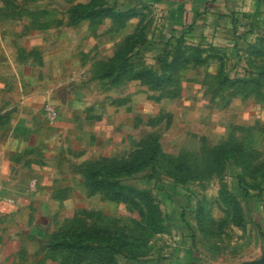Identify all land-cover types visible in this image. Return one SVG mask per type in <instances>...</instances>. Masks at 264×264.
Instances as JSON below:
<instances>
[{
	"label": "rangeland",
	"instance_id": "obj_1",
	"mask_svg": "<svg viewBox=\"0 0 264 264\" xmlns=\"http://www.w3.org/2000/svg\"><path fill=\"white\" fill-rule=\"evenodd\" d=\"M260 1L211 31L173 28L158 0H0V44L14 49L40 34L64 45L80 98L65 131L59 109L49 104L57 111L49 120L43 105L52 163L40 181L27 180L18 212L0 215V264H249L264 254ZM83 6L111 15L74 23L73 8ZM112 58H126L130 71L103 76ZM141 69L169 81L134 78ZM149 140L160 150L153 162L142 157ZM119 162L128 164L118 177L128 199L86 179L87 167ZM76 229L117 251L78 258L46 246Z\"/></svg>",
	"mask_w": 264,
	"mask_h": 264
},
{
	"label": "crops",
	"instance_id": "obj_2",
	"mask_svg": "<svg viewBox=\"0 0 264 264\" xmlns=\"http://www.w3.org/2000/svg\"><path fill=\"white\" fill-rule=\"evenodd\" d=\"M260 6V0H158L164 19L173 28L190 26L211 31L230 27L234 18ZM48 39L30 34L16 41L14 49L0 44V215L7 218L18 212L17 201L22 200L19 196L24 194L27 180L40 181L52 163L48 148L52 126L43 115V105L59 109L57 126L62 124L65 131L63 122L74 120L71 106L80 99L67 82L64 45L52 46ZM54 128L57 135L59 129Z\"/></svg>",
	"mask_w": 264,
	"mask_h": 264
},
{
	"label": "trees",
	"instance_id": "obj_3",
	"mask_svg": "<svg viewBox=\"0 0 264 264\" xmlns=\"http://www.w3.org/2000/svg\"><path fill=\"white\" fill-rule=\"evenodd\" d=\"M72 21L79 22L81 20L99 19L110 16L111 12L103 8L75 7L73 8ZM130 62L126 58L117 60L110 59L104 65L102 70L103 76H111L120 70L119 74L129 72ZM136 79H148L155 85H162L169 81L168 76L156 75L147 69H141L133 72ZM159 145L154 140H149L144 144L142 157L146 162H153L159 156ZM127 163L119 162L116 164H103L99 166H91L85 169L86 179L90 186L97 190L105 191L111 198L128 199L125 191L121 188L118 177L127 171ZM94 244V245H93ZM51 251L63 250L68 254L78 258H91L94 255L103 256L105 251H117L113 244H103L101 239L95 238L94 233L90 229H76L65 232H58L50 238L46 245Z\"/></svg>",
	"mask_w": 264,
	"mask_h": 264
},
{
	"label": "built area",
	"instance_id": "obj_4",
	"mask_svg": "<svg viewBox=\"0 0 264 264\" xmlns=\"http://www.w3.org/2000/svg\"><path fill=\"white\" fill-rule=\"evenodd\" d=\"M44 112H45V115L47 116V118L49 120H53V119H55L57 117L56 109L53 106L49 105V104H46L44 106ZM30 185L33 186L34 185V181H31Z\"/></svg>",
	"mask_w": 264,
	"mask_h": 264
},
{
	"label": "water",
	"instance_id": "obj_5",
	"mask_svg": "<svg viewBox=\"0 0 264 264\" xmlns=\"http://www.w3.org/2000/svg\"><path fill=\"white\" fill-rule=\"evenodd\" d=\"M249 264H264V254L260 258L250 262Z\"/></svg>",
	"mask_w": 264,
	"mask_h": 264
}]
</instances>
